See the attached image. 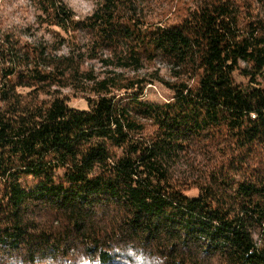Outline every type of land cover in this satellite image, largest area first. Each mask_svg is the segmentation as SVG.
Returning <instances> with one entry per match:
<instances>
[{"label":"trees","instance_id":"1","mask_svg":"<svg viewBox=\"0 0 264 264\" xmlns=\"http://www.w3.org/2000/svg\"><path fill=\"white\" fill-rule=\"evenodd\" d=\"M31 1L49 40L0 31V264H264V0Z\"/></svg>","mask_w":264,"mask_h":264},{"label":"rangeland","instance_id":"2","mask_svg":"<svg viewBox=\"0 0 264 264\" xmlns=\"http://www.w3.org/2000/svg\"><path fill=\"white\" fill-rule=\"evenodd\" d=\"M76 13L77 16L83 17L88 15L93 7L94 3L92 0H64ZM191 0H179L178 7L182 6V2ZM148 11H150L151 16L148 19L155 21L157 19L163 18L172 19L175 18L174 14L171 13L168 5L161 4L160 2L153 1ZM38 11L35 8L31 0H0V31L2 30H13L20 32L23 36L22 39L33 40L37 38L38 40H49L50 31L45 30L44 26H40L37 15ZM66 47L62 48L61 52L66 51ZM86 64L92 66L96 71H103L105 68L100 61L93 60L88 61ZM162 72L166 73L164 70ZM71 103L76 106L84 105V99L79 97L80 94L71 93ZM170 95V91L164 86L159 84H148L144 96L148 100L152 101H163ZM196 189H190L186 191L189 196H194L196 194Z\"/></svg>","mask_w":264,"mask_h":264}]
</instances>
